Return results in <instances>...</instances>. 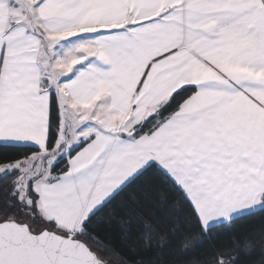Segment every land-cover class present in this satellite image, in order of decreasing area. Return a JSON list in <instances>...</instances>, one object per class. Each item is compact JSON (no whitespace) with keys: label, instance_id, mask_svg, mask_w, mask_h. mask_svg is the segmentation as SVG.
Listing matches in <instances>:
<instances>
[{"label":"snow or ice","instance_id":"obj_1","mask_svg":"<svg viewBox=\"0 0 264 264\" xmlns=\"http://www.w3.org/2000/svg\"><path fill=\"white\" fill-rule=\"evenodd\" d=\"M165 250L264 264V0H0V264Z\"/></svg>","mask_w":264,"mask_h":264},{"label":"trees","instance_id":"obj_2","mask_svg":"<svg viewBox=\"0 0 264 264\" xmlns=\"http://www.w3.org/2000/svg\"><path fill=\"white\" fill-rule=\"evenodd\" d=\"M258 219L259 217H255V218H249V219H245V220H242L240 221L237 225H236V228L238 230V233L242 234L245 232V230L249 229V228H252V227H257L259 228V224H258ZM213 237H214V232H213ZM251 236H253L254 238H259V233L258 232H255V233H251L250 234ZM200 237V234L198 231L196 230H193L191 232V238L192 239H198ZM183 239V237H181ZM244 237L241 235V239H243ZM189 243H191V240L189 241ZM227 247V240L225 239L224 241V245L222 247H218V250H224V248ZM201 255H204L205 252H206V249H201L199 250ZM168 253H167V250H165V252L163 253H157V256L155 259L152 260V264H157V261L158 260H162V259H166L168 257ZM179 264H187V262H179Z\"/></svg>","mask_w":264,"mask_h":264}]
</instances>
